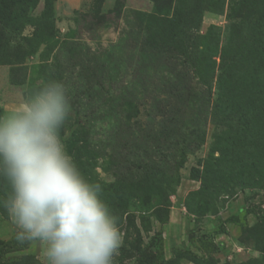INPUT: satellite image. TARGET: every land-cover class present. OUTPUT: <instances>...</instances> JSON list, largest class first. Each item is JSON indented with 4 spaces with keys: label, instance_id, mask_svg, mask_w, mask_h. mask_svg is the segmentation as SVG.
Masks as SVG:
<instances>
[{
    "label": "rangeland",
    "instance_id": "rangeland-1",
    "mask_svg": "<svg viewBox=\"0 0 264 264\" xmlns=\"http://www.w3.org/2000/svg\"><path fill=\"white\" fill-rule=\"evenodd\" d=\"M158 1L169 2L0 0V111L42 78L64 82L73 111L62 135L81 171L103 184L123 238L114 264H264V122L215 137L207 118L205 144L178 158L179 170L151 137L171 107L202 113V103L177 93L202 87L189 78L206 74L202 60L216 62L232 108L240 97L264 107V0H178L174 23L148 30L134 15L152 13ZM150 38L156 50L143 42ZM187 44L204 51H188L202 55V68L175 64L186 60L178 47ZM128 106L139 109L143 131L116 130ZM6 192L0 183V197ZM0 240L13 246L8 261L45 264L43 246L19 243L2 208Z\"/></svg>",
    "mask_w": 264,
    "mask_h": 264
},
{
    "label": "clouds",
    "instance_id": "clouds-1",
    "mask_svg": "<svg viewBox=\"0 0 264 264\" xmlns=\"http://www.w3.org/2000/svg\"><path fill=\"white\" fill-rule=\"evenodd\" d=\"M72 111L54 77L0 111V208L19 243L43 246L45 264H114L123 238L103 184L81 171L62 135Z\"/></svg>",
    "mask_w": 264,
    "mask_h": 264
},
{
    "label": "trees",
    "instance_id": "trees-1",
    "mask_svg": "<svg viewBox=\"0 0 264 264\" xmlns=\"http://www.w3.org/2000/svg\"><path fill=\"white\" fill-rule=\"evenodd\" d=\"M49 4V1H47V7ZM177 4L178 0H169L166 5L158 1L156 2V6L154 7L152 13L147 14L145 12H136L134 18L140 24L145 25L148 30L152 26H158L162 23L164 27L169 28L178 16L176 10ZM168 13L172 14L171 18L168 17ZM143 42H147V44L153 50L158 48V45L154 39L150 38L147 41L144 39ZM165 46L164 44L162 45V52H168V50H164L167 49ZM172 47H175L174 44H172ZM178 48L184 50V53L180 56L186 57V60L180 61L179 58L173 57V59H177L175 64L180 62V64L182 63L183 67L189 68L198 65L202 68L203 64L197 59L202 55H199L197 58L194 56L189 58L188 56L189 50L196 52L194 50V46L187 44L186 46L181 45ZM203 52L204 51L196 53L202 54ZM143 59H145L144 61L150 60V58H142V62ZM202 61L205 64L204 67L207 71L206 74L202 75L200 72L195 71L194 78L189 77L191 80L197 79L202 87H197V83H191L186 89L184 87L186 93L177 91L181 99L185 100L186 97L193 96L192 98L197 103H202L203 111L199 115L198 119L194 114L190 113L187 115L185 110L180 108L179 105H176L171 107V110L169 111V116H171V119H168L166 116H164V114L161 115L160 117L162 119L164 118V121L159 120L157 122V127L152 129L154 132L152 131L151 133L152 138L156 136V139H160L164 143L162 145H156L155 149H158V151L164 154L163 156H168L171 163L174 164L176 170H179V160L177 161L178 158L182 160L185 159L187 155L192 154L195 152V150L199 149L205 144V137L207 133V121L205 120H207V118H210L216 127L215 137L218 131L220 135L223 134L222 132L224 129H227L225 132V137H229L230 134H236L239 132L244 133L245 130L252 131L254 123L258 121L264 122V107L258 104L260 103L258 100L256 102L250 100L248 101L247 99L243 101L244 98L240 97L241 101L237 102V107L232 108L228 102L225 90L222 87L219 72L217 75H215V70L217 68L216 62L213 59ZM185 79L188 80V78ZM197 95L198 97L195 98ZM128 100H132V98L129 97ZM184 103L186 102L184 101ZM184 106L189 107L188 101ZM194 107L195 106L193 105L190 106L191 109ZM195 111L196 109L194 108V113ZM138 114L139 109L136 106H128L124 112L122 111L121 114H119L121 115V119L117 118L119 125L115 124L116 130H119V128L123 130L125 128L126 131V128H134V130L138 129L143 131L144 129L139 127ZM133 119L134 122L131 125V121H133ZM165 120L167 122H165ZM228 124H232L233 126H229ZM153 133H155V135ZM228 150L229 148L227 146L221 148L222 153H225ZM158 183H160V181ZM12 249L13 246L10 242L0 240V264H16L13 261H8L6 259L12 252ZM152 259L153 258H150L147 262H143L141 264H153ZM154 259L156 260L155 263L157 264V258Z\"/></svg>",
    "mask_w": 264,
    "mask_h": 264
}]
</instances>
